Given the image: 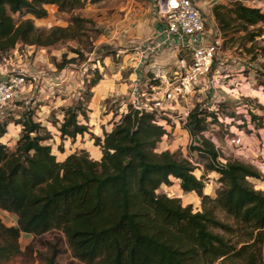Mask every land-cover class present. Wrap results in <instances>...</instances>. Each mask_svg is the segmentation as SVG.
I'll list each match as a JSON object with an SVG mask.
<instances>
[{
    "label": "trees",
    "instance_id": "trees-1",
    "mask_svg": "<svg viewBox=\"0 0 264 264\" xmlns=\"http://www.w3.org/2000/svg\"><path fill=\"white\" fill-rule=\"evenodd\" d=\"M227 1L232 6L215 3L211 9L222 33L245 31L244 37L252 41L264 32V12L259 7ZM85 3L0 0V60L19 43L50 46L76 38L88 22L71 15L66 27L44 31L32 19L15 20L13 14L44 18L47 4L70 13ZM258 24L249 31V26ZM95 73L90 87L101 79ZM61 111L60 139L73 142L88 133L101 147V158L92 159L81 150L57 160L45 143L49 131L33 120L31 112L25 113L15 147L0 141V210L16 217L9 225L0 218V264L24 254L19 244L22 234L54 231L66 237L72 256L83 264H264V190L255 189L248 180L261 177L252 165L235 158L220 163L213 143L201 139L197 150L207 159L205 170L219 175L220 187L210 197L203 193V175L194 174L196 167L189 159L168 150L155 151L166 129L153 122V113L142 112L133 128L131 108L101 139L88 131V110L81 100ZM205 120L196 106L186 129L199 134ZM5 132L1 124L0 138ZM171 178L183 193L194 192L200 198L201 210L156 192ZM218 210L226 220L217 216ZM58 252L51 246L42 255L44 264H56Z\"/></svg>",
    "mask_w": 264,
    "mask_h": 264
},
{
    "label": "rangeland",
    "instance_id": "rangeland-1",
    "mask_svg": "<svg viewBox=\"0 0 264 264\" xmlns=\"http://www.w3.org/2000/svg\"><path fill=\"white\" fill-rule=\"evenodd\" d=\"M126 1L97 0L95 3L88 2L81 7H76L70 13L54 11V17L59 19L61 23H67L66 26L69 25L71 15L83 17L88 22L84 23L82 31L77 33L76 38L58 41L50 46L19 43L17 54H11L9 51L0 60V63L10 59L8 62H10L12 68L16 69L15 66L17 65L22 68L21 71L27 76V82L20 95L11 102L10 106L6 107V114L0 119V125L5 124L6 127L9 123H13L14 126L12 125L11 127L13 130L19 127L20 130L16 132L17 136H14L19 138L22 129L21 120L25 113L31 112L33 120L37 122L38 119L43 121V119L47 118L51 124H49V128H45L51 136L45 143L51 146L52 153L60 161V159L66 157L64 156L66 154L81 151L77 147L82 141L77 138L73 142L69 138L60 139L56 124L58 120L56 119V113L58 110H47L45 118L36 113L37 109H41L38 107L39 104L43 103V101L47 104L50 95L54 94L64 98L70 91L68 90V85L71 84L75 90L74 92H76L73 105L79 100L82 101V106L88 110V131L98 135L93 132V128L95 127L96 129L97 127L96 133H99L101 139L104 131L111 130L125 113L131 108L134 109L133 101L136 96L141 95L143 90L146 68L144 63L133 64L132 60H124L123 52L119 51L124 48H128L126 51L128 50L129 52L137 51V48L124 45L128 38L123 36L124 30L121 29V24L125 15V10H123L122 6ZM135 1L140 5V8L145 7V4L142 3L144 0ZM215 3H223L228 5V7L232 6L227 0H214L213 4ZM245 5L259 7L264 12V0L249 1ZM132 8L131 14L134 12L137 14L138 5ZM210 10L211 7L208 5L203 8L206 27H213L210 19L212 12ZM13 17L15 20H20L22 15L15 13ZM62 25L61 27H66L64 24ZM260 25L258 24L253 28L260 27ZM35 27L44 31L51 28L41 24H35ZM253 28L251 27L249 31L254 30ZM262 28L264 31V26ZM239 31V33L238 31H231L229 34L222 33L228 43L229 51V57L222 67L229 70L234 77L246 75L250 79L254 78L255 81L252 85L258 92L242 88L241 93L244 95L241 96L230 90L223 98H218L216 100L218 103L215 102L214 105L212 101L204 104L206 99H203L202 109L206 116L207 127L205 126L202 129L206 133L204 132V135L198 134V138L200 140H209L207 137L212 135L217 142L219 141L226 148L224 152H220L221 157L226 160L235 158L252 165L261 177L258 179L249 178L248 180L255 189L264 190V142L260 139L258 132V130H261V133H264V50L261 49L264 46V32L249 41L248 38L244 37L245 31ZM229 42H232L233 46L230 47ZM74 50L79 51L80 54L74 52ZM139 52L140 50H138L137 56H140ZM177 54L178 58L183 57L186 60L189 55L185 50H178ZM72 58H74V61L69 62ZM104 63L108 64V67H100L104 66ZM135 66L137 67L136 69L141 71V75L137 79H134L132 75L134 72L133 67ZM95 70L98 72L103 71V73L108 75L111 74V71L116 72L118 76L114 79L115 82L111 83L113 88L110 92L94 97L89 81L96 76ZM250 73L251 75H248ZM68 74L69 77L67 78ZM111 75L109 77H112ZM108 82L110 83V81ZM50 89H52L51 92L49 91ZM86 98L87 100H84ZM209 113H212V116H209ZM213 113L216 114L215 118H213ZM253 115L255 119L252 118ZM208 117L210 119H207ZM159 125L166 129V134L157 143L155 151L168 150L171 153H176L179 157L189 159L196 167L194 174L197 177L203 175L205 182L203 193L210 197H215L216 190L220 187L218 182L219 175L216 171L205 170L204 165L207 164V159L197 150L201 142L195 141V135L193 136L182 126L179 127L170 122L169 119L167 123L160 121ZM100 126L101 130L99 129ZM240 131L245 134L243 137H245L246 142L244 141L243 145L244 143H250V148L247 146L250 151L247 153L240 149V146L229 144V141L226 142L224 139L225 135L232 137ZM252 134L253 136H251ZM53 135H56V137ZM86 138L94 143V139L90 134L87 133ZM12 139L11 136L6 141L10 149H13L17 142V140ZM87 153L90 158L94 159L89 152ZM156 192L163 193L168 197L180 198L182 205L191 204L194 211L201 210L200 198L194 192L183 193L179 189L178 181L174 178H171L169 185H161ZM217 216L221 220L227 219L226 215L219 210L217 211ZM10 217L11 214H5L0 210V218L5 224H15L14 218ZM224 235L228 236L227 234ZM233 239L236 238L234 237ZM19 244L24 254L6 264H44L42 255L49 253L51 246H55L59 251L56 256V264H83L72 256L66 237L58 231L47 232L40 236L22 234Z\"/></svg>",
    "mask_w": 264,
    "mask_h": 264
},
{
    "label": "built area",
    "instance_id": "built-area-1",
    "mask_svg": "<svg viewBox=\"0 0 264 264\" xmlns=\"http://www.w3.org/2000/svg\"><path fill=\"white\" fill-rule=\"evenodd\" d=\"M155 1L164 28L160 40L139 52L146 76L142 93L135 97L133 106L141 112L153 113V122L158 125L160 121L167 123L169 119L186 129L192 109L197 106L203 111V99H206L204 104L212 101L214 105L218 98L227 94L226 88L243 96V83H249L254 78L242 80L222 67L229 55L228 43L219 30L206 27L202 11L193 0H176L175 6L170 0ZM164 44L173 45L177 51H187V60L178 58L172 66L154 60L152 55ZM229 46H233L232 42ZM26 82L27 76L23 71L12 68L7 60L0 63V119L5 116L6 107L20 95ZM204 132L200 131L199 135H204ZM199 135L195 134L196 137ZM243 136L244 132L240 131L232 137L225 135L224 139L241 147L245 141ZM207 138L214 145L218 161L225 163L226 159L220 156V152L226 148L212 135Z\"/></svg>",
    "mask_w": 264,
    "mask_h": 264
},
{
    "label": "crops",
    "instance_id": "crops-1",
    "mask_svg": "<svg viewBox=\"0 0 264 264\" xmlns=\"http://www.w3.org/2000/svg\"><path fill=\"white\" fill-rule=\"evenodd\" d=\"M88 2L91 3L90 0H86V4ZM95 2H93V3H95ZM242 2L246 3L247 1H242ZM142 3L145 4L144 8H140V5L135 0H127L126 3L122 6L123 10H125V15L122 18L121 29L124 30L123 36L128 38L124 42V45L127 47H131V48H133V47L137 48V51H134V52H129L128 50L126 51V49H128V48H124V49H121L119 51L123 52L122 56L125 58V59L123 58L124 60H126V61L132 60L133 64H136V63L141 64V58H140V56H137L138 50H141L144 47L151 45L152 43L156 42V40H160L162 37V29L164 28L163 27L164 23L161 20V17L158 13L156 1L155 0H144ZM213 3H214V0H212L208 4V6H210L211 9H212ZM135 5H138V7H139L138 12H137V14H136V12L131 14V11L133 10L132 7H135ZM45 8L47 10V15L44 18H36L31 14H24V15H22L21 19H26V18L32 19L34 22V25L35 24L36 25L41 24V25H44L47 27H49V26L53 27V26H63L62 24H64V26H66L67 23H63V22L61 23L59 19H56L54 17L55 16L54 11H57V8L54 4H47V5H45ZM210 12H212V11L210 10ZM51 15H53V16H51ZM13 16H14V14H13ZM210 19H211V22L213 25V27H211V28H214V29L216 28L217 30H219L221 32V30L219 29L212 13H211ZM251 27L253 28V26H249V29ZM239 32L240 31H238V33ZM18 47H19V44H17L15 46V48L11 49L10 53L14 54V55L17 54L18 53ZM177 52H178L177 49L173 45L164 44L161 46L159 51L154 52V54L152 55V58L154 60H158L164 64H169L172 66L178 60ZM228 57H229V55H228ZM15 67H16V70H19V71L22 70V68L19 67L18 65ZM100 67H104V68L108 67V64L104 63V66H100ZM133 68H134V72L132 75L134 76V79H137L141 75V73H140L141 71L136 69L137 68L136 66ZM99 74L101 75V79L99 80V82L95 86L92 87V92H94V97L96 95L99 96V95H102L106 92H110V90H112V88H113L111 83H114L115 82L114 79L118 76V74L116 72H112V71H111L112 75L109 74L112 77H109V75L103 73V71H99ZM248 75H251V73ZM68 77H69V74H68L67 78ZM239 78H243L242 80L249 79V77L246 75H240ZM108 81H110V83ZM254 81L255 80H253V81L249 80V83H243V88H245L246 90L251 89L252 91H257L256 88L252 85V83ZM68 90H70V91H68V93L65 95L64 98H61V97L56 96L54 94L50 95V97L48 98L47 104L45 103V101H43V103L41 102V104H39V106H38L41 109H37L36 113L39 115H42L43 118H45L47 110H49V109L50 110H58V112L56 113L57 114L56 119L61 120V118H62L61 108L72 106L74 103V97H75L76 92H74L75 90L73 89L71 84L68 85ZM230 90L233 91L232 89L226 88V93ZM49 91L51 92L52 89H50ZM38 92L41 93L40 91H38ZM241 94L244 95L243 93H241ZM37 101H39V99H37ZM38 112H40V113H38ZM94 116H96V115H94ZM90 121H91V119H90ZM38 122H41V125L44 127H47V128H49L50 127L49 124H51V122L47 118L43 119V121L41 119H38ZM56 124L58 125V122H56ZM94 124H95V122H94ZM12 125H13V123L12 124L9 123L8 126L6 125V127H5L6 132L0 138V141L6 145H7L6 141L11 136L13 138L12 140H18V138L14 137V136H17L16 132H17V130L19 131L20 129L18 127L16 130H13V128H11ZM100 128H101V126L99 127V129ZM93 129H94L93 132L95 134H98L97 136H99V133H96L97 127H96V129H95V127ZM258 132L260 134V139H262V141L264 142V133H261V130H258ZM86 135L87 134H85L84 136H78L77 137V139H80L82 141V143H80V144L78 143L79 145H78L77 149L78 150H86L87 152L90 153V155L95 160H98L99 157L102 155L101 148H100V146L95 145L92 140L86 138ZM251 136H253V134ZM54 137H56V135ZM249 145H250L249 142H248V144L244 143V145L242 147H239V148L247 153L248 151H250L249 149H247V146H249ZM249 148H250V146H249ZM64 156H67V154ZM64 158L65 157H63L60 160H63ZM5 214H9V213H5ZM10 218H14V220L16 219L14 214H11ZM6 224L9 225L10 223H6Z\"/></svg>",
    "mask_w": 264,
    "mask_h": 264
},
{
    "label": "water",
    "instance_id": "water-1",
    "mask_svg": "<svg viewBox=\"0 0 264 264\" xmlns=\"http://www.w3.org/2000/svg\"><path fill=\"white\" fill-rule=\"evenodd\" d=\"M194 3L201 9L203 19L205 20L204 14H203V8L204 6L208 5L212 0H193ZM230 1H235V0H230ZM240 1H250V0H240ZM206 22V20H205ZM5 79V78H4ZM141 110L139 108H134L132 112V127L135 128L138 123L139 116L141 115ZM195 141L201 142V140L198 137H194ZM128 162V160L126 161Z\"/></svg>",
    "mask_w": 264,
    "mask_h": 264
},
{
    "label": "bare ground",
    "instance_id": "bare-ground-1",
    "mask_svg": "<svg viewBox=\"0 0 264 264\" xmlns=\"http://www.w3.org/2000/svg\"><path fill=\"white\" fill-rule=\"evenodd\" d=\"M171 5L175 6L176 5V0H170Z\"/></svg>",
    "mask_w": 264,
    "mask_h": 264
}]
</instances>
